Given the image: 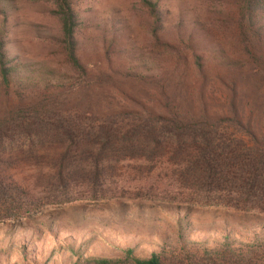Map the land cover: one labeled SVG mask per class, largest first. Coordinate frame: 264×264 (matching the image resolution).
I'll list each match as a JSON object with an SVG mask.
<instances>
[{
	"label": "rangeland",
	"instance_id": "1",
	"mask_svg": "<svg viewBox=\"0 0 264 264\" xmlns=\"http://www.w3.org/2000/svg\"><path fill=\"white\" fill-rule=\"evenodd\" d=\"M157 1L161 42L143 0H72L79 55L89 70L79 75L66 61L54 0H0V34L14 66L10 103L64 85L69 109L99 119L125 109L166 112L163 89L192 117L226 112L236 86L240 108L264 122V86L247 80L255 64L239 42L233 0ZM194 54L206 56L205 77L192 65ZM74 84L80 89L71 94ZM50 162H14L16 178L33 188L41 206L0 218V264H73L79 255L120 257L129 247L139 257L164 252L176 264L182 249L194 254L226 242L237 250L233 257L264 256V212L168 203L189 195L165 161L107 164L103 184L77 176L65 195L53 185Z\"/></svg>",
	"mask_w": 264,
	"mask_h": 264
},
{
	"label": "trees",
	"instance_id": "2",
	"mask_svg": "<svg viewBox=\"0 0 264 264\" xmlns=\"http://www.w3.org/2000/svg\"><path fill=\"white\" fill-rule=\"evenodd\" d=\"M143 2L153 17V37L161 42L158 1ZM233 2L239 42L255 64L247 80L255 81L259 88L264 86V0ZM54 3L66 61L75 73L88 75L79 55L80 20L73 2ZM7 54L6 39L0 34V212H9L1 219L20 218L41 206L33 188L19 182L13 172L18 157L27 163L51 159L53 185L62 187L64 195L72 190L77 176L93 185L103 184L108 176L107 164L165 161L174 168L177 181L189 195L187 200L173 198L168 203L264 212V122L240 108V88H231L228 108L222 114L187 116L171 105L170 96L162 89L166 112L125 109L97 119L92 111L90 116L78 114L77 108L69 109L64 85L46 86L10 103L14 66ZM190 60L205 77L206 56L194 54ZM78 89L80 85L74 84L70 93ZM183 229L179 225V237ZM123 252L120 257L79 255L73 264H175L166 261L164 252H153L149 257L137 256L132 247ZM235 254L237 250L227 242L194 254L182 249L176 264H264V256L233 257Z\"/></svg>",
	"mask_w": 264,
	"mask_h": 264
}]
</instances>
